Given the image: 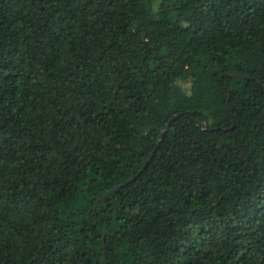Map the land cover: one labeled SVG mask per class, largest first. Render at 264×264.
Returning a JSON list of instances; mask_svg holds the SVG:
<instances>
[{"label":"trees","instance_id":"trees-1","mask_svg":"<svg viewBox=\"0 0 264 264\" xmlns=\"http://www.w3.org/2000/svg\"><path fill=\"white\" fill-rule=\"evenodd\" d=\"M105 255L264 264V0H0V264Z\"/></svg>","mask_w":264,"mask_h":264},{"label":"water","instance_id":"water-1","mask_svg":"<svg viewBox=\"0 0 264 264\" xmlns=\"http://www.w3.org/2000/svg\"><path fill=\"white\" fill-rule=\"evenodd\" d=\"M226 74L228 75H234V76H246L245 74H242L240 72H237V71H227L225 72ZM221 78H223V74H221L220 76ZM225 84L229 87V94L231 93V90L232 88L229 86V83L228 82H225ZM229 107H231L230 103H228ZM206 124H207V121H204ZM162 135H163V132H162ZM117 187L119 186H116L115 188H113L112 190L106 192L105 194H103L102 196H100L96 201H95V204H94V208L97 206V204L102 200L104 199L106 196H108L111 192H113ZM103 235H104V246H105V238H106V229L103 227ZM106 252V250L104 249V253ZM104 264H106V255L104 256Z\"/></svg>","mask_w":264,"mask_h":264}]
</instances>
